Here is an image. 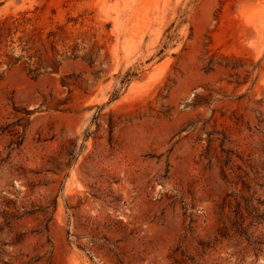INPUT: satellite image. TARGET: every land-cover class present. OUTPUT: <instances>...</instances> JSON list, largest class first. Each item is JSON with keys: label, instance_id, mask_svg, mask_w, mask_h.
<instances>
[{"label": "rangeland", "instance_id": "1", "mask_svg": "<svg viewBox=\"0 0 264 264\" xmlns=\"http://www.w3.org/2000/svg\"><path fill=\"white\" fill-rule=\"evenodd\" d=\"M0 264H264V0H0Z\"/></svg>", "mask_w": 264, "mask_h": 264}]
</instances>
